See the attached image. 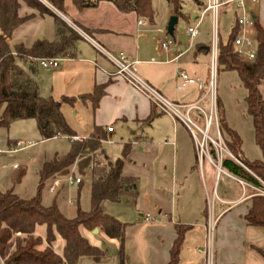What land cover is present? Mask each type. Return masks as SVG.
Here are the masks:
<instances>
[{"label": "crops", "instance_id": "crops-1", "mask_svg": "<svg viewBox=\"0 0 264 264\" xmlns=\"http://www.w3.org/2000/svg\"><path fill=\"white\" fill-rule=\"evenodd\" d=\"M161 1V9L153 7V23L135 13L120 12L108 1L102 2L97 9L79 11L68 0L65 14L51 6L49 8L67 25L74 22L84 28L92 39L109 51L115 54L123 52L131 61H139L140 76L168 99L185 106L199 107L204 114L194 109L189 116L203 130L206 116L214 107L210 89V48L213 33L210 30L211 14L204 17L200 34L192 43L187 36V29L200 18L207 0H181L182 12L189 14L190 20L177 16L178 23L174 34L177 33L182 19L186 20L187 27L176 37L167 32L170 18L176 15L166 0ZM19 4V16L28 19L13 32L10 39L12 44L23 43L31 46L38 39H57L59 26L53 16L42 14L25 1L20 0ZM252 14L264 30V0H260L252 8ZM237 15V11L231 7L222 11L220 20L225 18L229 22L230 16L233 21L224 25L223 31L219 30L221 36L231 33L236 25ZM160 30H164V33ZM162 38H173L175 47L164 51L160 42ZM80 41L76 44L75 57H59L62 63L57 70H45L39 66L35 80L42 96L52 97L56 101L65 98L73 100V103H63L61 112L76 136L87 138L100 129L102 137L105 138L103 140L110 141L103 143L104 147L114 158L120 156L123 144L132 142L130 155L124 163L123 176L136 180L139 194L135 199L116 204L122 208L116 216L112 215L117 219L118 216H123L119 220L128 224L125 237V253L128 258L126 264H169L171 250L178 238V227L188 228L180 254V264H206L205 246L210 213L217 220L214 232V264H264V228L254 227L246 219L253 206V198L261 194L252 186L243 185L241 180L224 169L222 160H219L216 149L211 145L208 147V154L202 155L196 138L182 121H175L159 112L140 92L114 76L115 67L90 42L84 38ZM182 72L202 80L205 83L204 88L200 89L198 85L192 84L184 91L178 90L182 83ZM227 73L231 75L232 72ZM98 87L104 89V95L95 108L88 96L94 94ZM260 91L264 98V80ZM222 114L228 126L242 138L245 157L250 161H262L263 153L255 142L253 123L247 113L245 98L243 108L236 118L228 116L224 108ZM108 128H113V131L109 133ZM212 128L209 129V134ZM214 128L217 131L215 126ZM220 134L225 141L226 137L221 131ZM2 139L9 143L17 140L32 142L14 136V130ZM64 139L68 140L70 148V140ZM197 139L202 140V135H197ZM23 152L0 156V169H12L9 176H4L3 179L0 176V186L11 184L14 176L19 173L13 167L14 163L26 168L19 187L33 176L37 158L26 160L27 154L23 155ZM45 161L48 160L39 163L36 171V189L39 170ZM64 181L65 178L49 181L48 193L52 194L51 204L56 200L66 216L58 199L68 189ZM52 187L55 188L53 191ZM6 191L0 189V192ZM81 192L82 188L79 187L77 200H69L68 205L77 202L80 206ZM95 230L81 228L80 231L92 245L105 250L107 256L98 263L84 258L80 264H119V242L107 237L102 230ZM36 235L45 239L46 228L44 230L43 226L38 227ZM64 246L63 239L58 236L54 243L55 252L63 256Z\"/></svg>", "mask_w": 264, "mask_h": 264}, {"label": "trees", "instance_id": "trees-1", "mask_svg": "<svg viewBox=\"0 0 264 264\" xmlns=\"http://www.w3.org/2000/svg\"><path fill=\"white\" fill-rule=\"evenodd\" d=\"M19 1L0 0V131L10 128L16 122L33 119L41 141L55 138L70 140L76 133L66 122L61 107L63 103H73V100L65 98L56 101L52 97L42 96L35 76L42 60L75 57L76 44L82 37L41 0H22L42 14H49L56 19L59 26L58 37L53 41L38 39L31 46L12 44L10 39L13 32L28 19L19 16ZM45 1L65 14L68 0ZM69 1L79 11L97 9L102 2L108 1L120 12L135 13L138 17L154 22L153 0ZM166 1L174 15L190 20L189 14L182 12L181 0ZM254 20L258 30L256 58L245 62L237 57L234 41L238 29L234 27L228 36H218L217 73L236 72L246 89L247 113L252 119L255 142L263 153V160L250 161L245 157L242 138L228 126L222 111L218 115V121L220 131L226 137L225 144L234 156L224 155L222 167L239 180L264 189V98L260 91L264 80V30L258 19ZM103 95L104 89L98 87L88 98L92 99L96 108ZM103 139L102 131L97 129L82 142L70 140V148L65 154L45 161L39 170L37 193L34 197H20L15 193L14 186L6 192H0V264H80L84 258L101 262L107 252L92 245L81 234V228L90 231L100 229L110 239L117 240L118 263H127L125 237L128 224L110 215L107 205L128 202L139 194L136 180L123 176L124 163L130 155L132 142L123 144L120 156L114 158L106 151ZM211 146L215 148L212 144ZM74 167L76 172L73 175L82 179L80 188H83V178L89 176L91 206L88 211L78 207L76 216L68 218L62 213L56 200L50 206H45L42 192L49 181L68 176ZM16 171L19 173L14 176V185L23 179L26 168L20 166ZM246 219L250 225L264 228L263 195L253 198V206ZM42 226L46 228L45 239L36 235L37 228ZM187 231L188 228L185 227L177 228L178 238L171 250L169 264H180ZM58 236L65 243L63 256L54 250Z\"/></svg>", "mask_w": 264, "mask_h": 264}, {"label": "built area", "instance_id": "built-area-1", "mask_svg": "<svg viewBox=\"0 0 264 264\" xmlns=\"http://www.w3.org/2000/svg\"><path fill=\"white\" fill-rule=\"evenodd\" d=\"M260 0H207V5L201 12L200 18L196 21V23L192 26H189L187 29V36L190 38L191 43L194 39H196L200 34V26L204 19V17L210 13L212 16L213 23V33H212V44H211V57H212V74H211V82L210 89L212 95H214V87H215V77L217 73V59H218V25L219 18L221 12L223 10H227L229 7L231 9L236 10L238 15L236 19L235 27L238 29L237 37L234 41L235 54L238 58L245 62L253 61L256 58L257 53V35L258 30L255 24V20L252 14V8L259 3ZM142 24V21L139 22ZM76 27V31H77ZM164 33V30H160ZM78 33L81 31L78 30ZM82 38L86 39L90 42L95 49L101 53L106 59L115 67L116 72L114 76L119 77L123 81H125L128 85L132 86L138 92H140L144 97H146L152 105L161 113L170 116L175 121H182L193 136L196 138L198 142V147L202 155L208 154L209 145H213L217 151L218 158L221 161L224 155H229L234 158V156L228 150L225 141L222 139L220 131H219V121L216 116L215 107H213L209 114L206 116V125L205 129H200L193 119L189 116L191 110L197 109L202 111L199 107L196 106H185L183 104L176 103L170 99H168L164 94H162L157 88L143 79L138 72L139 61H131L128 56L121 52L115 54L108 49H106L101 44L97 43L94 39H92L89 35L84 32H81ZM161 48L164 51L172 50L176 43L171 39H161ZM154 61V60H153ZM62 63L61 59L53 58L48 60H42L40 62L41 68L45 70H57L60 68ZM182 83L178 87V90L184 91L188 85L196 84L200 89H203L205 83L197 78L190 76L186 72L181 73ZM187 109V111H185ZM204 114V112L202 111ZM215 120V121H214ZM216 127L218 132V140H215L209 134V129L212 127ZM107 131L111 133L113 128H108ZM197 133L202 135V140L197 139ZM72 141L82 142L85 138L80 136L71 137ZM103 143H110L108 139L103 140ZM36 144L33 142H26L23 140H17L13 143H9L6 140L0 137V156L2 155H15L19 154L29 148L34 147ZM14 168H19L20 165L18 163L13 164ZM92 169V166L89 168V171ZM76 172V167L73 168L71 174L65 176V182L70 186H79L81 182V177H75L73 174ZM243 185H249L243 181H241ZM251 186V185H250ZM259 194L264 196V189L256 188L252 186ZM55 188L52 187L51 191ZM72 204V202L70 203ZM149 217V216H148ZM217 220L211 215L209 217V223L207 227V236H206V246H205V254L207 257L206 264H214V232Z\"/></svg>", "mask_w": 264, "mask_h": 264}, {"label": "rangeland", "instance_id": "rangeland-1", "mask_svg": "<svg viewBox=\"0 0 264 264\" xmlns=\"http://www.w3.org/2000/svg\"><path fill=\"white\" fill-rule=\"evenodd\" d=\"M46 6L50 7L51 5L49 3H47L45 0H41ZM161 4L162 1L161 0H153V7L155 9H161ZM52 7V6H51ZM185 11H188L187 7H184ZM222 14V12H221ZM221 17V15H220ZM186 20H181V23L179 24V28L177 30V33H175L174 37H176L177 34H179V32L182 31V33L186 30L187 24L185 22ZM229 22L226 21L225 18H221V20L219 19V25H218V31L224 30V25L231 24L232 17L229 16ZM69 26H71L74 30V32L79 36L82 37V35H80L81 32L86 33L87 35L90 36V34L84 30V28H82L81 26H79L78 24L74 23V22H70ZM76 27L78 30H80L81 32L78 33L76 31ZM213 30V23L211 21V29ZM226 37V36H224ZM171 40H173V38H170ZM79 43H81L82 45H84V42L80 41ZM229 73H227V71H220L219 75H217L216 73V77H215V87H214V95H213V100H214V107H215V111H216V116L218 118V115L220 113V111L224 109H226L228 116L230 115L231 117H237V114H239V111L241 110V108H243V101L244 98L246 96V90L243 87L241 80L238 76V74L236 72H232L231 75H228ZM215 98H216V102H215ZM216 104V105H215ZM218 104V105H217ZM209 114V113H208ZM215 121V120H214ZM218 121V120H217ZM14 130V136H18L21 137L22 139L28 140V141H32L33 143H35L36 145L32 148H29L28 150H26L25 152H23L25 154H27L25 157L26 160L30 159L31 157H36V161L37 164H35V167L33 168V176L29 179L26 180V184H23L21 187L17 185H14L13 182L11 184H9L8 186H4L1 185L0 189L1 191H6L7 189H9V187L14 186V189L16 193L20 194L21 197L25 198V199H30L31 197H34L37 193V189H36V184L34 186L35 183V177L36 180L37 178V168L39 167V163H41L43 160H50L53 159L56 155H63L66 153V151H68L69 148V142L68 140H65L64 138H55V139H51V140H47V141H41L40 137L38 135L37 132V126H36V121L33 119L30 120H25V121H19L14 123L10 128L8 129H2L0 132V136L1 138H6L8 135H10V131ZM199 136L200 133H197ZM215 140H218L219 137L217 135V131H215V128H212V132L210 134ZM2 166V164L0 163V167ZM73 170V169H72ZM12 172L11 168H3L0 169V176L2 175L1 179L5 178L4 176H9ZM58 178H64V177H58ZM56 178V179H58ZM85 181V184H84ZM25 182V181H24ZM65 182V181H64ZM49 183H47V185L45 186V188L43 189V198L44 195H46L45 200L43 201V203L45 205H50L51 204V198H52V194H49ZM83 188H82V192H81V203L80 206L78 205V203L76 202L74 205H68V201L69 200H73L76 199L77 200V194L79 191V186H73L70 187L68 184L66 185L68 189H65V191H63L60 195H59V202L62 205V209H64L66 216L69 218H73L75 217L76 213H77V209L78 207H80L82 210H89L90 206H91V185H90V180H89V176L86 178H83ZM122 207H119L116 204H109L108 205V211L111 215L116 216V214L118 213V210L121 209ZM123 216H118V219H122ZM44 230L45 227L43 226Z\"/></svg>", "mask_w": 264, "mask_h": 264}, {"label": "water", "instance_id": "water-1", "mask_svg": "<svg viewBox=\"0 0 264 264\" xmlns=\"http://www.w3.org/2000/svg\"><path fill=\"white\" fill-rule=\"evenodd\" d=\"M177 23H178V17L172 16L169 20L168 27H167V32L170 36L174 35ZM95 231H98V230L96 229Z\"/></svg>", "mask_w": 264, "mask_h": 264}]
</instances>
